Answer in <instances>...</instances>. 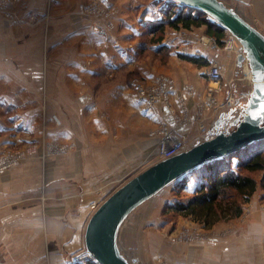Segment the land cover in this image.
Masks as SVG:
<instances>
[{
	"label": "crops",
	"instance_id": "crops-1",
	"mask_svg": "<svg viewBox=\"0 0 264 264\" xmlns=\"http://www.w3.org/2000/svg\"><path fill=\"white\" fill-rule=\"evenodd\" d=\"M223 1L264 34V0ZM154 4L0 0V106L14 108L8 121L15 120L8 126L0 113V131L12 130L7 138L1 136L3 146L20 140L16 129L22 126L35 139L45 134L48 141L67 148L63 155L44 160L36 158L34 149L33 158L0 174V264H74V258L87 251L85 228L92 202L106 200L158 162L160 127L172 130L190 148L199 140L192 129L200 105L211 101L210 92L220 101L232 95L247 105L243 94L252 90L247 62L239 65L240 52L229 53L223 44L204 45L199 39L204 26L174 29L189 32L185 42L163 39L167 46L178 45L175 52L180 53L167 67L157 63L149 68L136 59L142 27L155 19ZM181 55L218 62L224 66L222 80L212 82L208 66ZM133 72L146 85L170 77L175 89L160 104L147 106L130 77ZM207 112L211 130L220 112ZM145 203L122 225L118 243L124 255L123 243L150 213L152 205L142 209ZM244 209L242 216L217 223L196 246V255L187 253L191 244L177 247L174 237L168 239L163 253L169 264H264V190L258 188ZM150 251H141L132 263L153 264Z\"/></svg>",
	"mask_w": 264,
	"mask_h": 264
},
{
	"label": "water",
	"instance_id": "water-1",
	"mask_svg": "<svg viewBox=\"0 0 264 264\" xmlns=\"http://www.w3.org/2000/svg\"><path fill=\"white\" fill-rule=\"evenodd\" d=\"M174 1L208 14L241 44L237 58L239 65H249L252 90L245 108L222 113L204 140L151 164L93 211L85 228V244L87 252L100 264H133L122 254L118 238L122 225L137 207L197 167L264 141V34L223 0Z\"/></svg>",
	"mask_w": 264,
	"mask_h": 264
},
{
	"label": "trees",
	"instance_id": "trees-1",
	"mask_svg": "<svg viewBox=\"0 0 264 264\" xmlns=\"http://www.w3.org/2000/svg\"><path fill=\"white\" fill-rule=\"evenodd\" d=\"M157 6L153 13L155 19L147 21L142 27V34L161 35L156 44L157 50L167 48L162 38L166 26L173 29L183 27L187 30L193 26H205L208 35L216 37L218 44L226 36L225 28L197 9L184 8L174 0H160ZM161 9L167 16L166 21L158 20L157 15ZM140 46L143 47V43ZM181 57L202 66H208L210 62L203 57ZM172 184L175 185L178 200L167 204L163 210L164 215L175 212L203 225L206 230L213 229L219 222L238 218L243 215L245 204L251 201L257 189L264 190V141L239 153L203 164L170 185ZM185 193L192 197L185 201ZM87 264L96 263L88 261Z\"/></svg>",
	"mask_w": 264,
	"mask_h": 264
},
{
	"label": "rangeland",
	"instance_id": "rangeland-1",
	"mask_svg": "<svg viewBox=\"0 0 264 264\" xmlns=\"http://www.w3.org/2000/svg\"><path fill=\"white\" fill-rule=\"evenodd\" d=\"M155 1V9L158 8V1L160 0H153ZM154 16V15H153ZM155 17V16H154ZM165 32L163 33L162 38L165 39L168 37L169 40L172 42L177 39L185 40L190 38L188 31H183L180 33H176L175 30L171 26L165 27ZM202 32L199 33V39L201 37H207L210 36L207 33L206 27L201 28ZM178 31V32H179ZM173 32V33H172ZM176 33V34H175ZM161 37L160 34H156L155 36L151 34H142L138 39V48L136 52V59L139 61L145 62V64L151 66H154V64L159 63L160 67H167L169 64L170 59L172 56H177L176 59L180 58V53H176L175 51L178 48V45L175 47L173 46H167L162 47V49L157 50L158 46H156L158 42V38ZM140 43H143V47L140 46ZM174 44V43H173ZM175 53V54H174ZM182 56V55H181ZM208 59V58H207ZM158 61V62H157ZM210 61V59H208ZM211 61L209 62V64ZM202 66V65H201ZM142 77L137 72H133L130 77L133 80L134 84V78L135 77ZM14 108H11L8 105H1L0 106V113L2 115V118L5 120L6 125L13 127L15 120L11 123L8 121V119L14 115ZM16 112V110H15ZM10 127V128H11ZM18 129H16V134L19 136V141L16 142L14 146H7L4 147V142L1 139V136L8 137L12 133H10L11 129H8V131H0V154L3 153H11V154H22L20 162H22L25 158L30 157V154L33 152L34 149L38 150V153L36 154V158L39 157V160H44L47 156H55L59 157L60 155H63L65 151H59L58 149H55L56 145H59V143H54L48 141L45 138V134L41 135L35 139V136L32 132L27 131V129H23L22 126H18ZM198 128L197 126L193 127L192 134L198 135ZM12 131V130H11ZM197 131V132H196ZM34 136V137H33ZM17 138H15L16 140ZM18 140V139H17ZM31 140V141H29ZM35 140L37 142L35 143ZM40 156H39V155ZM1 157V156H0ZM30 158H33L32 156ZM14 168V167H13ZM11 169V168H10ZM5 171V170H4ZM3 171V172H4ZM3 172H0L2 174ZM175 185H169L164 190H162L159 194L155 195V197L152 198V200L148 201L142 206V209L148 206L152 205L150 213H147L145 217H143L139 222H137L133 234L130 236V238L126 241L129 243H123V251L125 253V256L130 259V261H133L134 257L139 254H141V251H150L151 262L154 264H169L170 260H168L167 255H164V243H167L166 246H168V239L171 241L172 237L176 239V245L179 247L183 243L185 244H191L190 246L193 247V249H188L187 253L195 254L196 246L201 244V240L206 238L207 234L213 233L212 230H206L204 229L203 225L197 224L193 222L190 218H187L185 216H180L176 214L175 212H168L166 215L163 214V210L166 208L168 203H175L178 200V197L175 194L174 190ZM192 195L190 194H184V200H188L191 198ZM230 221V220H229ZM228 222V221H226ZM214 228V227H213ZM172 242V241H171ZM184 244V245H185ZM185 251V249L183 250ZM160 253V254H159ZM154 254V259H153ZM177 254L179 255V251H177Z\"/></svg>",
	"mask_w": 264,
	"mask_h": 264
},
{
	"label": "built area",
	"instance_id": "built-area-1",
	"mask_svg": "<svg viewBox=\"0 0 264 264\" xmlns=\"http://www.w3.org/2000/svg\"><path fill=\"white\" fill-rule=\"evenodd\" d=\"M158 20L166 21L167 16L164 14L163 10L161 9L158 13ZM109 26L112 27V23H109ZM201 42L204 45H218V41L216 37L213 36H207V37H201ZM221 44H223V48L227 50V52H234V51H242L241 44L231 35L230 33L222 38ZM246 67V73L249 79H251V73L249 69V65L247 63ZM223 70L224 66L219 64L218 62H211L208 65L206 74L210 77V80L215 83H219L223 78ZM134 84L137 88V91H139V94L142 98L146 100L147 106L155 107V105L160 104L164 100H166L169 97V92L174 91L175 89V82L173 79L167 76H163L162 79H157L155 83L146 85L144 83V80L142 77H135L134 78ZM252 88V85H251ZM185 89L189 92L193 91L192 87L189 85L185 86ZM249 95V94H248ZM248 95H244V97H248ZM210 102L209 105L203 106L200 105L199 107V113L198 117L196 119V126L198 128V135H194L196 138H199V140H204L209 135V128L206 124V116L208 114L207 111L209 110H215L216 112H220L221 115L224 112H229L232 109L237 110H243L245 107L241 106L238 101L235 100V98L232 95H229L224 99V101H220L217 99V97L213 94V92H210ZM182 100L184 98L182 97ZM240 105V106H239ZM246 105V104H245ZM196 131V132H197ZM158 136H160V139L158 141L157 147H156V159L158 161L165 160L166 158L172 157L174 155L179 154L181 151H184L186 148L185 142L181 137L176 135L172 130H169L168 128L160 127L157 130ZM198 140V141H199ZM55 149H58L59 151H66L67 148L64 145H56ZM0 172H3L4 170L10 169L15 167L20 163L22 154H11V153H1L0 154ZM104 200H97L93 201L91 204V209L95 211L100 204ZM74 264H78L80 262H88V261H94L96 264H100L95 258H93L87 251L85 254H79L77 257L74 258Z\"/></svg>",
	"mask_w": 264,
	"mask_h": 264
}]
</instances>
